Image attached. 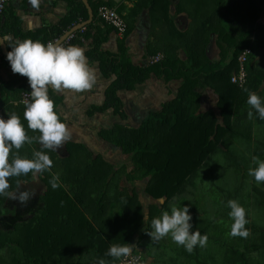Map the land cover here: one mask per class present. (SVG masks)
<instances>
[{
	"label": "trees",
	"instance_id": "16d2710c",
	"mask_svg": "<svg viewBox=\"0 0 264 264\" xmlns=\"http://www.w3.org/2000/svg\"><path fill=\"white\" fill-rule=\"evenodd\" d=\"M209 1L216 5L204 12L203 7H207ZM66 2L69 10L59 26L50 29L48 34L40 33L43 37L34 38H39L44 44L54 42L64 31L87 19V11L80 0ZM88 2L93 9V30L91 24L81 36L84 41H89L85 55L90 63L98 64L103 78L114 76V80L104 91V102L100 106H92L87 116L112 109L114 115L124 118L118 92L133 90L151 73L165 80L177 79L181 82L180 87L171 101L162 104L159 111L148 113L137 127L115 124L109 130L99 131L98 137L102 141L119 149L128 159V167L123 164L115 168L100 154L72 142L65 145L67 157L61 159L54 152L39 148L38 141L34 139L31 145L37 151L47 152L53 161L51 168L44 171L46 174L58 175L66 166L68 171L58 184V193L52 192L51 184L46 182L47 189L40 199L42 205L28 221L0 229V264H79L78 260L83 259V255L90 256L89 264H93L96 258H103L106 264H114L117 261L105 256V253L110 245L124 243L131 245L134 253L142 254L138 244L152 231L151 220L168 209V202L181 192L184 184L203 167L208 156L218 150L229 134L240 92L250 88L249 91L264 96V76L249 74L248 62L253 55L249 56L246 64L248 79L245 84L239 87L231 82L238 69L237 58L244 49L264 51V29L257 24L264 14V0H200L195 1L189 10L178 3L174 8L175 15L184 12L195 24L200 21L189 35L186 31H178L170 20L171 0H136L127 15L122 16L126 32L117 41L115 53L102 50L113 29L97 18L100 6L112 8V4L102 0ZM122 9L116 7L115 11L121 15ZM142 10L148 11L151 31L154 22H165L167 36L172 35L171 38L178 40V44L146 50L147 56H155L160 50L162 60L137 66L127 54L126 38ZM17 22L13 21L7 33L20 35ZM77 36L74 33L62 45H75L79 42ZM212 37L218 49L216 60L207 58L205 53ZM179 50L183 51L184 60L179 59ZM20 78L23 83L28 80L25 76L20 75ZM206 87L212 89L217 97L215 109L199 113L200 91ZM221 153L229 164L231 161L226 152ZM74 158H77L75 162L80 171L71 167ZM235 163L240 165L239 160ZM230 167L238 180L246 178L249 168L235 171L234 164ZM120 177H124L130 185H143L141 193L150 200L146 210L136 188L130 190L120 186ZM12 178L9 180V192L19 181L16 177ZM53 179L56 180L52 176L50 180ZM61 185H68L70 189L66 191ZM251 197L253 209L264 213V193L252 194ZM5 199V196H0L2 220L6 218L1 211ZM158 202L161 203L158 205ZM192 202L190 199L186 203L192 215V230L198 229L202 235L208 236L206 246H197L192 253H188L183 246L171 240V243L162 245L161 253L151 257L159 259L161 264H208L206 260H212L211 264H249L247 255H250L257 264H264V228L251 222L249 215L246 214L249 221L246 228L252 223L251 236L246 239L235 236L240 242L234 241L233 245L235 237L231 236L229 242L220 240L216 237L217 230L210 229L211 224L217 226V218L209 221L194 202L190 205ZM114 206H118L116 214L111 211ZM143 214H146V219ZM209 249L213 253L208 254ZM143 256L138 264H143Z\"/></svg>",
	"mask_w": 264,
	"mask_h": 264
},
{
	"label": "crops",
	"instance_id": "0c3cea01",
	"mask_svg": "<svg viewBox=\"0 0 264 264\" xmlns=\"http://www.w3.org/2000/svg\"><path fill=\"white\" fill-rule=\"evenodd\" d=\"M80 1L87 11V19L76 24H80L79 26L82 27L74 31V33H77L79 40V42H77L75 45L83 48L84 52H86L89 41H84L81 36L83 34V30L91 24L93 30V16L92 18L89 17L85 2L90 7L92 15L93 9L90 6L88 0H85V2L84 0ZM102 1L111 3L113 9L116 7L123 8L121 16H126L128 11L134 6V3L136 2V0ZM177 1L178 0H171V4L169 6V17L170 20L173 21V24L178 31L185 32L188 29L189 24H195V21L191 20L184 12L180 13L179 15H175V11L172 9V7L175 8ZM68 10L69 8L66 0H41L39 8H33L29 3V0H9L4 11V15L0 19V116H3L5 119H7V114L15 112L21 117V121L25 125L26 134L30 137H36V135L40 134L38 130L34 131L27 129V121L23 118L25 103L22 102V95L28 94L30 102L31 97L29 92L31 91V88L29 86L28 80L23 83L21 81L20 75L11 71L9 62L6 59V55L8 51H11V47L14 46L17 41L28 38H31L32 40H40L39 38L34 37H39L43 33H47L50 29L59 26L60 21L66 17ZM13 21H18L17 25L20 31L19 36H14L11 32L7 33ZM158 22L160 27L156 32V37L150 38L152 24L150 23L148 11L142 10L137 16L133 29L126 38L127 54L134 65L144 66L151 64L149 62L151 56L146 55V50L148 49H164L166 45L176 46L178 44L177 41L172 40V35L171 37L167 36V24L165 22ZM99 26L102 27L103 25L99 23ZM67 31H64L58 39H55L54 43L59 44ZM40 33L42 34L40 35ZM133 33H136V35L133 36ZM72 35H70L69 38ZM43 36L44 35H42V37ZM119 40L120 39L116 36L114 31H112L109 34L107 41L103 44L102 50H108L112 53H115L117 49V41ZM65 41H63L62 44ZM253 52V58L248 62L249 69H251L249 74L253 72L251 74L252 76H255L254 74H262L264 76V51L256 49L253 50ZM205 53L209 59L216 60L218 58V49L216 45H214L213 37L210 43L207 45ZM156 54L163 55L160 50ZM178 57L180 60L185 59L182 50L178 51ZM89 64L94 67L96 71V84L93 86V88L81 93H76L71 90H55L49 86L48 94L49 97L54 101V110L57 111L61 119L72 130L71 140L63 144L57 151H50L54 152L58 158L62 159L67 157L65 145L71 142L75 145L80 144L85 146L88 151L100 154L107 162L117 168L124 163L117 164L114 159L109 158V153L104 154L95 150L93 144L99 143L102 146L104 145L108 147L110 151H117L119 154H121L119 149L114 148L108 143H102L100 141L101 139L98 137L99 131L109 130L115 124H121L128 127H137L148 113L159 111L162 104L171 101L175 97L181 82L177 79L165 80L163 77H157L151 73L143 83L136 85L133 90L118 92V96L122 102V112L125 114L124 118L114 115L112 113V109H108L102 113H95L93 116H87V111L92 106H100L104 102V91L114 80V76L110 77L109 79L103 78L97 63L89 62ZM244 89L240 92L239 96L237 97L238 99L235 102V108L231 117V130L229 134L225 136V138L227 137V142L225 143L222 141V144L217 151L218 154H220L219 156L223 158L224 162L219 163L224 165L234 164V166H237L238 163L236 164L235 161L239 160L240 165L238 166L249 168L255 166L251 162V158L253 156H258L260 159H262V156L259 154V152L264 151V120L259 119L254 110L252 118H249L248 112L251 109L247 104L248 94L244 91ZM249 89L250 88H248V90ZM200 93L201 97L199 103V113H204L206 111L215 109L217 97L213 90L209 87H206L205 89L201 90ZM90 123H93V127H95L94 131L87 130V128H91ZM251 131H254L255 134ZM246 135L248 141L243 139V136ZM229 137H231L230 142ZM37 143L39 144V148L42 149V145L39 142ZM93 147L95 151L93 150ZM34 151L37 150L31 144L27 143H25V145L19 150L13 149L14 153H17L21 156H27L29 158L32 156ZM221 151L226 152L228 160L231 161L229 164L224 159L225 157L222 156L223 153H221ZM250 153H252L251 156H249L246 162L242 163V160L244 161L245 159V155L247 154L248 156ZM214 164H217V162L215 161ZM52 176L56 178L57 184L60 185V180L63 178L59 176V173L58 175H55L54 173L48 175L45 172H41L36 176H33L31 173H29L25 176L16 177V179H19V181L17 185L10 191L14 192V197L17 196L19 198L20 194L27 192L28 198H35V200H37L36 205L25 211L28 213V215L35 213L40 209L42 205L40 199L47 189L46 182L50 181ZM119 185L131 190L138 187L140 184L137 183L135 186L130 185L125 182L124 177H120ZM61 187L66 191L70 189L68 185H61ZM51 190L54 193H58L59 191L58 187L55 190L51 187ZM139 197L141 203L145 202L146 197L143 196V194H140ZM7 199H9V197H6V200ZM142 205L143 209L146 210L147 204L144 205L142 203ZM143 216V218H145L146 214H143ZM27 220H29V218ZM77 257L80 256L78 255ZM89 261L90 259H81L78 260V263L89 264ZM156 261L157 260H155V258L148 256L147 254L144 255L143 264H154ZM158 261L161 263L159 259Z\"/></svg>",
	"mask_w": 264,
	"mask_h": 264
},
{
	"label": "clouds",
	"instance_id": "9594fccd",
	"mask_svg": "<svg viewBox=\"0 0 264 264\" xmlns=\"http://www.w3.org/2000/svg\"><path fill=\"white\" fill-rule=\"evenodd\" d=\"M41 0H29L33 8H39ZM6 59L11 71L25 76L31 88L30 102L25 103L23 113L27 121V129L38 130V137L26 134L25 125L21 117L15 112L7 114V119L0 116V196L15 198L9 192V180L12 177L33 176L51 168L53 161L43 150L34 151L32 156H21L13 149H21L25 143L31 144L37 140L42 149L57 151L63 144L72 139V130L54 110V101L49 97V86L55 90H71L81 93L93 88L96 84V71L85 55L84 49L76 45L64 46L54 42L42 43L31 38L17 41L7 52ZM248 94L247 104L250 106L248 116L252 118L253 110L258 118L264 120V96L257 92L244 89ZM11 154V158H10ZM251 162L255 167H249L248 175L253 177L257 184L264 182V160L253 156ZM52 189L58 184L55 179L50 180ZM28 199V193L20 194V202ZM226 207L230 209L228 216L233 221L230 227V236L247 238L249 223L246 218V209L238 200L230 199ZM146 219V217H145ZM192 215L188 206L173 205L170 212L165 210L158 217L151 220L152 231L148 235L153 241L170 236L178 246H183L188 253L199 246L205 247L208 241L206 234L197 229L192 230L190 223ZM131 245L112 244L105 256L119 261L129 255ZM93 264H106L103 258H96Z\"/></svg>",
	"mask_w": 264,
	"mask_h": 264
},
{
	"label": "rangeland",
	"instance_id": "374dc122",
	"mask_svg": "<svg viewBox=\"0 0 264 264\" xmlns=\"http://www.w3.org/2000/svg\"><path fill=\"white\" fill-rule=\"evenodd\" d=\"M196 2H200V0H178L176 3H180L184 9L189 10L190 8H193L194 4ZM208 6L203 7V11L206 12V9L211 8L212 6L216 5L215 2L209 1ZM176 4V5H177ZM175 5V6H176ZM174 10V8L172 7ZM168 13H170L168 11ZM200 21H196V24H189L188 29L186 30L187 35L193 32L195 29V26H199ZM151 23V22H150ZM224 26L226 25L225 22L222 23ZM159 22H154L153 23V29L150 34V38L156 37V32L159 30ZM136 33H133V36H135ZM186 35V37H187ZM174 40V38H172ZM178 42V40H176ZM181 51V50H179ZM253 49L251 56L253 55ZM255 58V57H254ZM251 70V69H250ZM253 73V72H252ZM250 73V74H252ZM248 77V75H247ZM248 78H246L247 81ZM91 128H87L88 131H94L95 127H93V123H90ZM252 133L255 134L254 131H251ZM250 132V133H251ZM257 135V134H256ZM243 139L248 141L247 135L243 136ZM102 143H105L104 141L100 140ZM223 141L226 143L227 142V137L223 139ZM231 141V137H229V142ZM95 147V150L98 152L107 154L109 153V158L114 159L115 162L118 163H124L127 167L129 166L128 159L121 156L117 151L113 152L110 151V149L106 146H102L99 143H94L93 144ZM93 147V150H94ZM264 149V147H263ZM94 150V151H95ZM247 153V152H246ZM252 153H250L248 156L247 154L245 155V159L243 162H246L249 156H251ZM259 154L262 156L261 160H264V151L259 152ZM218 151L213 152L210 156H208L207 160L205 161V164L203 167L200 168L197 172H195L190 178L189 181L184 184L183 189L181 190L180 193L177 196L173 197L169 202L168 206L166 209L167 211L170 212V208L173 205H178V202H180L183 206H188L186 203L190 202V199L200 208L201 211L200 213H205V216L209 218V221H212L213 219H216V225L214 226L213 224L210 225L211 230H217L218 234L216 237H219L220 240H225L229 242V240L232 238L229 235L230 232V227L232 224L231 218L228 216V212L230 211L229 208L226 207L227 201L230 199H235L240 202L242 206L246 209V214L249 215L251 222L257 224L260 228H264V213H259L256 211V209H253V203H251V195L252 194H262L264 193V182H261L257 184L255 179L248 174H246L245 179H240L238 180L236 174L233 172V170H230V165H224L219 162H223V158L219 156ZM77 159V158H76ZM76 159L74 158V163L71 164V167L76 169L77 171H80L79 167L76 164ZM217 162V164H214V162ZM68 163V162H67ZM70 166V165H69ZM66 166L63 168L62 172L59 173V176L61 178L65 177V173L67 170ZM255 167V166H253ZM245 168L243 166H236L234 168L235 171L240 170L242 171ZM68 171V170H67ZM242 184V186H240ZM191 185V186H190ZM143 185L140 184L138 187H136V190L138 191L139 194L141 193ZM192 193V195H191ZM194 194V195H193ZM189 195L192 197L189 198ZM179 196L182 198V200H179ZM189 199V201H188ZM192 203L190 205L192 206ZM144 205H148L150 201L148 199H145V202H142ZM161 202H158L157 204L159 205ZM118 206H114L111 211L113 214H116L118 209ZM249 210V213H248ZM190 211V208H189ZM215 215V216H214ZM217 216V217H216ZM252 223H250L249 227L247 228L249 230V236H251V227ZM195 226V225H194ZM196 226L194 227V229ZM249 236L247 238H249ZM230 237V238H229ZM237 237V236H236ZM234 238L232 241L233 245L235 244L234 241H239L238 238ZM237 239V240H236ZM171 237L166 236L159 241H153L150 235L142 239L140 241L139 249L142 253V256L147 254L148 256H155L158 252L161 253L162 251V245H167L168 243H171ZM163 241V242H162ZM248 241H251L249 239ZM208 242V241H207ZM240 242V241H239ZM209 245V244H208ZM211 245V244H210ZM170 246V245H169ZM172 246V245H171ZM215 249V248H213ZM218 250H222L221 248H216ZM165 250V248H163ZM208 254L213 253L211 249L208 250ZM16 257V256H15ZM144 257V256H143ZM90 256H83V259H89ZM207 258L209 256L207 255ZM249 264H257L254 259H252V256L250 258V255H247ZM206 259V258H205ZM208 264H211L212 260H206ZM150 263V261H149ZM160 263L158 260L154 262V264ZM161 264V263H160Z\"/></svg>",
	"mask_w": 264,
	"mask_h": 264
},
{
	"label": "built area",
	"instance_id": "2783aa9c",
	"mask_svg": "<svg viewBox=\"0 0 264 264\" xmlns=\"http://www.w3.org/2000/svg\"><path fill=\"white\" fill-rule=\"evenodd\" d=\"M9 0H0V17L7 5ZM97 18L105 25L111 27L119 39L123 38L124 33L126 32V24L123 20L122 16L119 15L115 9L107 7L105 5L100 6L97 9ZM257 24L264 29V14L257 20ZM69 37L66 39V41ZM55 42V41H54ZM62 45V44H61ZM252 53L251 48L244 49L237 58L238 69L237 72L232 75L231 82L242 87L247 78V69L246 64L248 62V58ZM162 54H156L155 56H151L149 62L158 63L162 60ZM29 95H22V102H29ZM142 259V254L134 253L131 249L130 253L126 257H122L121 260L117 261L115 264H138Z\"/></svg>",
	"mask_w": 264,
	"mask_h": 264
},
{
	"label": "flooded vegetation",
	"instance_id": "af4514ba",
	"mask_svg": "<svg viewBox=\"0 0 264 264\" xmlns=\"http://www.w3.org/2000/svg\"><path fill=\"white\" fill-rule=\"evenodd\" d=\"M37 200L35 198H28L25 202H20L19 198L15 196V198L9 197V199H5V203L3 204L1 211L3 212L6 218L4 220L0 217V229L12 226L18 222L28 221L31 214L28 215L27 211L30 207L36 205ZM11 259V257H10Z\"/></svg>",
	"mask_w": 264,
	"mask_h": 264
},
{
	"label": "water",
	"instance_id": "95a60500",
	"mask_svg": "<svg viewBox=\"0 0 264 264\" xmlns=\"http://www.w3.org/2000/svg\"><path fill=\"white\" fill-rule=\"evenodd\" d=\"M85 2V0H84ZM86 8L88 10V15L90 18H92V11L90 9V7L88 6V4L85 2ZM80 25V24H79ZM76 25L75 27L71 28L70 30H68L65 34L64 37L62 38V40L59 42V44H62L63 41H65L70 35H72L74 33V31H76L77 29H80L82 26Z\"/></svg>",
	"mask_w": 264,
	"mask_h": 264
}]
</instances>
